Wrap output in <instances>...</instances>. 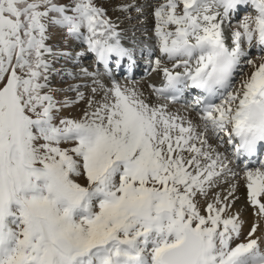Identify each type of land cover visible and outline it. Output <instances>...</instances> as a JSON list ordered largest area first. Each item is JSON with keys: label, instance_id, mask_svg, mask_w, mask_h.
<instances>
[{"label": "snow or ice", "instance_id": "1", "mask_svg": "<svg viewBox=\"0 0 264 264\" xmlns=\"http://www.w3.org/2000/svg\"><path fill=\"white\" fill-rule=\"evenodd\" d=\"M249 6L254 14L233 29ZM152 7L160 52L183 70L161 69L157 58L166 83L154 91L175 102L201 90L202 126L115 82L81 117L61 116L83 94L56 98L64 89L53 85L54 64L73 58L49 43L58 30L105 65L131 59L130 48L95 0H0V264H264L258 223L240 241L243 222L227 214V198L198 199L238 175L211 138L237 160L264 152V55L251 58L264 53V0ZM258 163L243 172L254 216L264 219Z\"/></svg>", "mask_w": 264, "mask_h": 264}, {"label": "rangeland", "instance_id": "2", "mask_svg": "<svg viewBox=\"0 0 264 264\" xmlns=\"http://www.w3.org/2000/svg\"><path fill=\"white\" fill-rule=\"evenodd\" d=\"M130 1L135 2L137 0H95V3L97 4V6L102 7L106 10V18L110 19L114 24L119 25L123 22L124 25L128 27V29H131V28H134V26L136 25L135 23L137 22V21L133 20L132 18L140 13V12H137L135 10L136 8L130 9L129 12L127 11L128 13L124 12L125 14L122 17L121 16L118 18H113L114 16L112 17V13H113L112 11L116 10L117 8L122 7L121 5H125L127 3H130ZM155 1H156L155 4L160 2V0H155ZM148 2H149V0H148ZM150 7H152V6H150ZM135 13H136V15H135ZM248 13L254 14V12L250 8V6L248 8H244L243 10H241L240 13L232 19V22H231L232 28L233 29L237 28L239 26L240 20L243 18V15L248 14ZM136 18H137V20H140V17L138 19V16H136ZM145 19L146 18H142V20H140V21L142 22ZM140 25L141 26L143 25L142 26V31H143V28L145 29L146 25H144V24H140ZM129 27H131V28H129ZM120 30L121 29L119 27H117V31L120 32ZM64 32H65V30H58V34L55 35L54 39L49 41V43H51L53 45L54 50H57V51L66 50V51L72 52L73 56H75L77 53H82L85 49H88V46L86 43H84V42L81 43L83 40H81V42H80V40H76L75 38H71V37L65 38ZM141 36L136 37L135 39L139 38L138 41H142L143 36L142 37ZM129 41L136 42L133 40H128L126 43L129 44ZM156 44H157V47L155 48V50L158 51L157 54H160L161 52L159 49V42H157ZM260 55H264V53H261L256 49L251 50V58L253 60H256L257 63H259V56ZM88 58L85 60L82 58L81 60H83V61L79 64H75V63L71 64L70 60L74 59V57L72 59H68V58L67 59L66 58H60L59 59V58H57L56 61H58L60 63V65L57 64L58 62H55L56 64H54V67L57 70H60V68L64 65L63 68H61V70H60V75H56L53 77V85L55 87H61L64 89V91H60V92L55 93L56 98L58 100H61V101H63L65 98H67L70 101H76L78 94L79 93L83 94V99L79 100V102L72 103L68 107H62L61 112H60L61 116L79 118L83 115L85 110H89V108H87V107H89V101L93 100V97L91 96L92 90L90 89V87H92L91 85L94 82V79H93V75L86 74L85 72L82 71V69H87L89 73H95V72L98 73L99 70H97L95 68V66L93 65L94 58H91V57H88ZM156 58H158V56ZM164 61L165 62L168 61L167 57L164 58ZM83 62H86V64L83 65ZM252 70L253 69L250 66H243V71L246 75H250ZM68 72H71L73 75L72 76L67 75ZM99 74H100V72H99ZM143 77H145V75H139V77H137L135 80H137L139 78H143ZM239 79H240V77H237V80H239ZM69 86H72V88L74 90L69 91L68 90ZM76 86H79V87L77 88ZM89 89H90V91H89ZM102 98H103V96H100L99 100H101ZM210 142L212 143L214 148L220 149V147H222L221 145H219L220 142L218 143L217 140H215V138L214 139L211 138ZM227 151H228L227 153H226V151L224 153L221 150H219V152L224 153L225 156L228 155L229 153H231L230 150H227ZM228 168H231L229 163H228ZM219 180H222V182L224 181L223 185L227 184L225 186H221L219 192L224 193V194H226V193L229 194L230 192H232V194L234 195L233 201L236 203V205H239L238 206L239 208H237V210H242V211H240L241 214L239 215V217L244 215V220L248 219L245 221H243V219L241 220L244 224L248 222L247 223L248 224L247 225V227H248L247 231L251 229L253 222L259 223V222L264 221V219H261V218L259 219L258 217H257V219H255L256 216H254V212L256 209L250 204V201L248 199V190H246L247 187H246V184L244 183L245 179L243 178V175L238 174L237 176L233 177L230 173H228V174L218 178V181ZM222 187H224L223 189H225V187H226V189L230 188L231 190L229 192V189H227V190L225 189L224 190L225 192L224 191L222 192V190H223ZM210 190H209V194H208L207 198H205L203 196L198 197L201 204L212 202V196L213 195L215 196V194H213L212 189H210ZM239 195H241V196H239ZM228 197H230V196H228ZM236 200H240V203L237 204ZM231 203L233 204L232 201H231ZM245 215H246V218H245ZM244 224H243V226H245ZM247 234H245V232L242 231L240 241H243L245 239V236H247ZM258 234H264V229H260V231H258Z\"/></svg>", "mask_w": 264, "mask_h": 264}, {"label": "bare ground", "instance_id": "3", "mask_svg": "<svg viewBox=\"0 0 264 264\" xmlns=\"http://www.w3.org/2000/svg\"><path fill=\"white\" fill-rule=\"evenodd\" d=\"M155 2H156L155 0H149V2H148V0H137L135 2L130 1V3L125 4V5L130 6L127 10H121V7H120V8H117L116 10L112 11L113 13L111 12L112 17L114 16L113 18H118L120 16L122 17L125 14L124 12L128 13L130 11V9H132V8L140 7L143 9L142 12H140L138 15H136V13H135V15L138 16V19L140 17V20H142V18H146V19L141 22L140 20H137L136 16H134L132 19L137 21L135 23L136 25L134 26V28L129 27L131 29H128V27L125 26L123 22L121 24L117 25V27H119L121 29L120 30L121 41L124 44L128 40L136 41V42L129 41L128 45L131 46V51L136 53V57L138 59L137 65L139 66V70L141 68L146 70L147 76H145L143 78H139L137 80L134 79L133 81L125 79L124 76H122L120 78L109 80L107 77L103 76L102 74H99V72L98 73L95 72V75L93 76L94 82L91 85L92 87H90V89L92 90L91 96L93 97V99L99 101L100 96H104L106 89L111 88L113 86L114 82L119 83L122 87L135 88L138 92H142L144 94V98L153 104H167L169 111H171L172 113L183 117L186 121L191 120L192 123L195 125H201L202 126V121L200 119V112H198L200 110L197 107L194 108L190 105L183 106L182 104H178L176 102H170L168 100H165L162 96L158 95L154 91V88H162L166 83L163 72L161 70L163 67L166 66L173 71H183L182 69H174L173 68V62L169 61V60L167 62H165L164 58L166 56H164L162 53L157 54L158 51L155 50V48L157 47L156 43L158 42V38L155 34L156 21H155L154 15H153V7H150L153 4L155 5ZM121 6H123V5H121ZM241 10H242V8H241ZM140 24L146 25L145 26L146 30L143 28V31H142L143 25L141 26ZM139 36L142 37V41H138L139 38L135 39L136 37H139ZM80 42H81V40H80ZM81 43H83V41ZM82 53H83L82 56H77V55L73 56L74 59L70 60L71 64H74V63L79 64L83 61V60H81L82 58L85 60L88 57L93 56V53H91L87 49H85ZM157 56H158V58H160L162 60L161 69H156V67H155L154 62L157 59L156 58ZM141 58H142V60H140ZM56 62H58V61H56ZM57 64L60 65L59 62ZM85 64H86V62H83V65H85ZM63 66L61 68H63ZM61 68H60V70H61ZM139 70L137 73H139ZM90 89H89V91H90ZM93 89H96V92H93ZM87 108H89V107H87ZM89 110H91V109H89ZM212 139H214V137ZM217 142L219 143V141H217ZM219 145H220V143H219ZM228 148H229V145L224 144L222 147H220V149L216 148V150L217 151L221 150L224 153L226 151V153H227ZM226 156L229 158V161H230L229 164L231 166V169L234 172H236L237 174L243 175V178H244V172H243L244 168L242 167L243 163L242 164L238 163V165H236V162H235L234 156H232V153H229ZM263 160H264V158H263ZM244 183H245V181H244ZM223 184H224V181L222 182V180H219L217 182V184L211 188L213 190L212 191L213 194H215V196L214 195L212 196V202H213V199L216 197H219L221 200H223L224 198H227V200L230 204V208H229V211L227 214H231V215L239 214L240 215L241 214L240 211H242V210H237V208H239L238 207L239 205H236V203L233 201L234 195L233 194L229 195L227 193L224 194V193L219 192L221 186L227 185V184H225V185H223ZM223 188L224 187H222V189ZM225 189H226V187H225ZM225 189H223L222 192ZM227 189H229V192H230L231 189L230 188H227ZM230 193H232V192H230ZM228 196H230V197H228ZM239 196H241V195H239ZM231 201L233 202V204L231 203ZM236 202H237V204H239L240 200H236ZM245 218H246V215H245ZM242 219H243V221L248 220V219L244 220V215L240 216V220H242ZM255 219H257V217H255ZM247 223H245V224L243 223L245 226L242 227V231L245 232V234H247L250 231V230L247 231V229H248ZM258 224L260 225L258 231H260V229H264V221L259 222ZM257 234H258V232H257ZM258 235H264V234H258Z\"/></svg>", "mask_w": 264, "mask_h": 264}]
</instances>
